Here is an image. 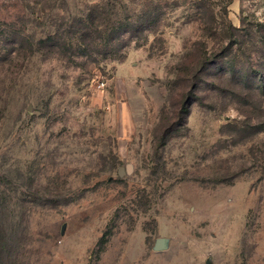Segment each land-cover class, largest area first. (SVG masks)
<instances>
[{"label":"rangeland","instance_id":"1","mask_svg":"<svg viewBox=\"0 0 264 264\" xmlns=\"http://www.w3.org/2000/svg\"><path fill=\"white\" fill-rule=\"evenodd\" d=\"M0 264H264V0H0Z\"/></svg>","mask_w":264,"mask_h":264},{"label":"trees","instance_id":"2","mask_svg":"<svg viewBox=\"0 0 264 264\" xmlns=\"http://www.w3.org/2000/svg\"><path fill=\"white\" fill-rule=\"evenodd\" d=\"M98 14L99 12L96 10V5L90 7L88 9V12H86V14L82 17V18H79V19H74V22H77L78 26L76 27L77 30H79V35H80V38H81V42H85V43H89V42H92L94 41V36H93V33L96 32L97 30L96 27H98L99 25H101L102 23H99V20H98ZM46 38H49V39H52V38H59L58 34H51V35H48V37ZM181 109H184V110H188L189 107H188V102H183L182 105L180 106Z\"/></svg>","mask_w":264,"mask_h":264},{"label":"water","instance_id":"3","mask_svg":"<svg viewBox=\"0 0 264 264\" xmlns=\"http://www.w3.org/2000/svg\"><path fill=\"white\" fill-rule=\"evenodd\" d=\"M130 168H131V166L127 165L128 171L130 170ZM166 246H167L166 239L163 237H159L156 239L153 249H154V251H160V250L165 249Z\"/></svg>","mask_w":264,"mask_h":264},{"label":"built area","instance_id":"4","mask_svg":"<svg viewBox=\"0 0 264 264\" xmlns=\"http://www.w3.org/2000/svg\"><path fill=\"white\" fill-rule=\"evenodd\" d=\"M104 85H105V82L101 81V82H99V83L97 84V87H98V88H101V87H103Z\"/></svg>","mask_w":264,"mask_h":264}]
</instances>
